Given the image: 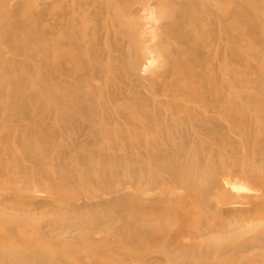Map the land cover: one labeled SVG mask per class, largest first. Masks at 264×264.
Segmentation results:
<instances>
[{
  "label": "bare ground",
  "instance_id": "1",
  "mask_svg": "<svg viewBox=\"0 0 264 264\" xmlns=\"http://www.w3.org/2000/svg\"><path fill=\"white\" fill-rule=\"evenodd\" d=\"M209 1L64 0L52 19L49 15L53 6L49 7V18L45 19L48 7L37 16L33 0H0L1 199L11 191L15 196L13 191L19 190L16 184L29 180L30 188L37 190L64 189L81 202L66 211L73 217L62 216L63 208L60 215L53 211L54 216L51 211L54 217L45 213L49 216L45 227L57 230L63 240L74 239L76 229H89L82 236L88 239L89 233L91 241L94 231L104 224L112 227L119 213L125 223V213L140 221L155 217L166 229L173 216H159V212L173 210L169 204L177 200L174 191L180 188L196 206L215 217L241 210L242 205L233 198L222 200L236 180L248 182L251 189L246 197L250 201L264 197V0H214L217 8ZM139 13L141 19L143 14L148 20L156 16V29L150 20L139 24ZM153 63L159 69L154 75L150 74ZM146 69L152 77L141 76ZM47 121L58 127L46 131ZM81 136L85 138L83 143H79ZM168 137L172 140L166 144ZM164 141L165 148L174 142L179 149L172 154L169 147L170 152H165ZM155 143L159 144L157 150ZM5 155L11 162L7 157L8 163L3 159ZM4 160L6 163H1ZM152 167L158 169L153 173ZM14 168L20 172L13 173ZM31 171L40 175L32 176ZM154 189L159 196L153 200V194L150 201L154 205L150 204L154 207L157 202L158 206L153 210L138 207ZM9 195L6 203L16 206L17 195L15 201ZM1 199L0 206L5 203ZM119 207L125 209L121 212ZM221 207L224 212L219 210ZM99 209L101 215H95ZM120 218L118 223H124ZM235 219L242 227L249 220L242 216ZM197 220L196 229H189L196 240L211 232H205L201 220ZM223 225L226 235L231 229ZM15 227L8 231L16 240L9 237V232H0V264H71L69 256L52 246L42 248L40 241L36 243L37 237L33 242L26 238L22 241L25 233L20 230L21 236L16 230L15 235ZM144 230L139 228L137 237L142 238ZM45 235L44 231L40 238ZM8 237L13 240L10 244ZM90 241L84 249L94 244ZM259 241L257 247L263 248L264 236ZM95 242L94 248L98 246ZM73 245L82 253L77 250L82 245L77 243L76 249ZM83 254L79 260L76 257L78 263L87 259ZM105 254L103 257L108 256ZM102 255H97L99 263ZM105 257L101 261L108 263ZM149 258L158 260L155 256ZM160 261L164 262L163 256ZM259 262L245 260L241 264H264Z\"/></svg>",
  "mask_w": 264,
  "mask_h": 264
},
{
  "label": "rangeland",
  "instance_id": "2",
  "mask_svg": "<svg viewBox=\"0 0 264 264\" xmlns=\"http://www.w3.org/2000/svg\"><path fill=\"white\" fill-rule=\"evenodd\" d=\"M13 1V0H12ZM24 1H27V2H29L30 0H24ZM59 1V2H58ZM64 2V0H33V2H32V4H35V5H37V9H38V11H36V14H37V16H40L42 13H44L43 11V9H45V7H48L47 8V11H45V13L47 12V16H45V19H47V18H49V19H52L51 17L52 16H54L53 15V13L55 12H57L56 11V9H57V7H58V9H59V7H60V5H61V3L60 2ZM209 1V0H208ZM217 1V0H216ZM10 2H11V0H10ZM210 2H213V6H215V8H217V5H216V2L214 1V0H210L209 1V4H210ZM58 3V5H56ZM217 3H218V1H217ZM51 6H53V9H50L51 11H52V15L50 14V10H48L49 9V7H51ZM210 6H211V4H210ZM212 6V7H213ZM36 7V6H35ZM41 9H42V11H41ZM55 10V11H54ZM40 11H41V13H40ZM54 13V14H55ZM51 16H50V15ZM222 14V13H221ZM220 14V15H221ZM48 15H49V17H48ZM144 15V16H143ZM142 15V19H141V17H140V13H139V17H140V19H137V21H139V24L140 23H142V24H146V23H148L149 22V20L151 21V22H149L150 24L151 23H153L154 25H155V23L153 22L154 20H155V18H156V16H151L150 17V19L148 20V18L147 19H145V17H146V14H143ZM154 17V18H153ZM222 17H223V15H222ZM152 18H153V20H152ZM41 19V18H40ZM157 19V18H156ZM144 20H146V21H144ZM156 22V21H155ZM137 23V22H136ZM152 24V25H153ZM158 23H156V25H157ZM154 26L153 28L154 29H156V27L157 26ZM157 31V30H156ZM155 31V32H156ZM158 34H159V32H158ZM156 67H155V66ZM150 66H152V68H151V70H152V72H151V70H150V68H149V70H150V74H156L157 72H158V65L157 64H150ZM149 66V67H150ZM40 64H39V69H40ZM156 69H157V71H156ZM40 71V70H39ZM150 74L147 72V69H146V72H141V76L142 77H149L150 76ZM150 77H152V75L150 76ZM149 77V78H150ZM109 92H111V90H108ZM112 91H113V89H112ZM180 99V98H179ZM137 104V103H136ZM139 104V103H138ZM138 106V105H137ZM47 124V125H46ZM46 124H45V127L47 126V129H46V131L48 130V128H49V130L50 129H53L54 127H55V129L58 127L57 126V124H56V126H54L55 125V123L53 124L52 122H46ZM50 124V125H49ZM49 125V126H48ZM53 126V128H50V127H52ZM60 126V125H59ZM177 128L180 130L181 129V126L180 125H178L177 126ZM54 129V130H55ZM48 130V131H49ZM52 131V130H51ZM179 131L177 130V133H178ZM152 133H154V135H155V132H152ZM151 135V136H150ZM153 134H151V133H149V136L150 137H153L154 138V136H152ZM178 135V134H177ZM147 136H148V134H147ZM149 136H148V138L146 137V139H147V141H149V142H151L152 140L151 139H149ZM169 136H171V134H169ZM156 137V136H155ZM84 137L83 136H81V142H79V143H83L84 142V139H83ZM152 138V139H153ZM79 140H80V136H79V138H78ZM149 139V140H148ZM62 139H59V141H61ZM83 140V141H82ZM168 140V141H167ZM167 140H165L166 141V144L167 143H169V141L171 142V137H168V139ZM63 141V140H62ZM165 141H164V143H163V146H164V149L165 150H167V151H165V152H170L171 150L173 151H171L172 152V154H174V152H176L178 149H179V147H178V145L176 144V145H173V144H175L174 142H173V144H169L168 145V148L170 147L171 149H170V151L168 150V148L166 149L165 148V146H166V144H165ZM155 142V141H154ZM61 143V142H60ZM64 143V142H63ZM62 143V144H63ZM158 143H161V142H158ZM61 144V146L63 147V145ZM156 145H155V148H154V146H153V144H152V146H153V148L155 149V150H157V145L159 146V144H157V143H155ZM161 146H162V144H160ZM50 147V146H49ZM151 146H149V148H150ZM48 148V147H47ZM63 148H65V147H63ZM152 148V147H151ZM152 148V149H153ZM161 148V147H160ZM22 149V148H21ZM52 150L51 148H48V150ZM153 149V150H154ZM20 150V148L18 149V151ZM24 150V149H23ZM23 150H21V151H23ZM47 150V151H48ZM49 150V151H50ZM176 150V151H175ZM126 152H128L127 151V149L125 150ZM164 151V150H163ZM72 152V151H71ZM7 155H5L4 157H3V159L5 158L6 159V161H7V163L10 161L11 162V160H10V156H8L7 158H9L8 160H7ZM2 159V160H3ZM6 161L4 160L3 162L1 161V163H3V164H5L6 163ZM55 163V162H54ZM157 168V167H156ZM155 167L153 168L152 167V169L153 170H151V171H153V173H154V170L156 169ZM181 168V167H180ZM14 169H16V168H14ZM14 169H13V171H14ZM151 169V168H150ZM158 169V168H157ZM156 171H158V170H156ZM155 171V172H156ZM20 172V169L18 168V169H16L15 170V172H13V173H19ZM31 175L32 176H36V175H40V173L39 172H36V171H31ZM236 185H235V187L234 188H232V187H230L231 189H229V191H231V192H228L226 195H224V197H222V200L223 201H225V199L227 200H230V201H232V198L234 199V200H236V202H238L239 204H241L242 206L241 207H239V209H241L240 211H236L235 213H227V214H230L229 216L227 215V214H224V215H221V216H214L212 213L210 214L209 212L207 213V211L205 210V209H200L198 206H196V202L193 200V198H190L189 196H187V193H181V192H185L183 189H178V190H175L174 192L176 193V195L178 196V197H176V201H175V199H173L172 200V202L169 204V207H170V205H171V208L173 209L172 211L171 210H168L167 209V207H165V209H167V211H160L159 212V216H161V214L162 215H164V214H168V215H171V216H173V220H171L172 221V223H171V225L169 224V226L167 225V226H165V228L166 229H162V227H161V225L159 224V222H158V220L155 218V217H152V219L150 220L149 219V216H147V219L146 218H144V220L143 221H140V220H137L136 218L134 219V217H132V216H130L128 213H125L124 211H123V213H125L124 214V216H126V218H127V222L125 223V221L126 220H123L124 218H123V215H121V213H119L120 215H116V214H113L114 216L116 215L117 216V218L116 217H114L115 219H114V221H112V222H114V224H112V222H109V224H112L113 226L111 227V225H105L104 224V226H102L101 228L103 229V230H101V228H99L102 232H100V231H98L99 229H96V231H94V233L95 234H92L93 233V231H91L92 233V236H91V241H90V235H89V233H88V239H87V237L85 238H83V236H82V234L83 235H87V233L86 234H84L87 230L85 229H81L80 230V232H79V230L78 229H76V231L75 232H73V235H75V238L74 239H70V238H68V240L67 239H65V240H63V238L64 237H60L59 236V234H56L57 233V230L56 231H51V229H49L48 227L46 228L45 226H46V223H44V222H46L47 221V218L49 219V216H46L45 215V213L46 214H50L51 215V217H54V216H56V213L58 214V215H60V212L62 211V208H63V214H61L62 216H65V214L67 215V217L69 216V217H71L72 215H69L67 212V210H69L70 211V209H72L73 207H74V203H80L81 201H79L78 202V199H79V197L78 196H71V195H69V194H67V193H65V191H63L64 189H62V190H58V189H56L57 191H55L54 189L53 190H50V189H39L38 188V190H37V188L35 187V188H32L34 191H36L37 190V192H34L31 188H30V180L29 181H26V182H21V183H18V185L16 184V187L18 188L19 187V190L18 191H16V192H14L13 191V193H14V195L15 196H12L11 195V193H12V191L10 192V195L9 194H4V196L2 197V199H1V197H0V199L2 200V202H4L5 201V203H6V200L8 199L9 200V197L7 198V196L9 195L12 199H13V201H15V199H16V195H17V199H19L20 201H18L17 199H16V201L15 202H17V204L19 205H17L16 204V206H14L15 204L13 203V204H11L10 203V206H9V201L6 203V205H5V203H3L0 207L2 208V209H0V213L3 211H5L4 213H2L0 216H3V218H2V220L0 221V232L2 231V232H4V233H6V231H7V233H8V235H9V237H12V239L14 238V236H11V232L10 231H8L9 229H10V227H12L13 226V228H14V225H16V227H15V231H14V229H13V232L12 233H14L15 235H16V230H17V233L18 234H20L21 236H22V234H21V232H20V230L22 231V232H24L25 233V235L23 236V238H22V241H24V242H26L25 240H27V239H31V241H32V239H34V240H36V237L37 238H39L38 240H37V242L36 243H38V241H40L41 243H42V248H43V245H44V249H45V246H46V248H48L47 246H49V249H50V247L52 246V248L53 249H56L55 251H57L58 253H60V254H66L67 256H69V258H71L72 259V262H71V264H84V262H85V264H94V262H95V264H109V259H110V264H152L153 263V261H154V263L153 264H156V262H157V264H241L242 262H244L245 260H252L253 261V263H256L257 261L259 262H262V261H264V246H263V248L261 249L260 247V249L257 247L259 244H260V241H259V238L260 237H263L264 236V220L262 219V218H264V197L263 196H261L262 198H259V199H256V201H250L251 199H247V197H246V195H247V193H249L250 192V189H251V187H249V184H248V182L245 180V181H242V180H240V181H237L236 180V183H235ZM168 186V185H167ZM24 187H26V188H24ZM29 187V188H28ZM165 187V186H164ZM23 188V189H22ZM7 189V188H6ZM9 190L8 191H10V189L11 188H8ZM30 189V192H28V191H26V190H29ZM130 189H136V188H130ZM129 189V190H130ZM23 190H24V192H23ZM155 190V189H154ZM154 190H153V192H151V194L150 195H148L147 197L149 198V200H147L146 198V201L144 202V204H141V205H139L138 207H148L149 206V208H151V210H153V208L154 207H157L158 206V203L156 202V204H155V206L153 207V200H155V197L156 198H158V196H159V192H158V190L156 189L155 191L156 192H154ZM6 191V190H5ZM33 191V192H32ZM180 193H179V192ZM192 191H194V193L196 192V189L195 188H193L192 189ZM132 192V191H131ZM27 193V194H26ZM153 194H154V196H153ZM157 194V195H156ZM6 195V196H5ZM182 195V197L181 198H179L180 196ZM184 195V196H183ZM186 195V196H185ZM19 196V197H18ZM151 196H153V200H151L150 201V197ZM37 197V198H36ZM7 198V199H6ZM36 198V199H35ZM72 198V199H71ZM152 198V197H151ZM5 199V200H4ZM76 199H77V202H76ZM180 199H182L181 201H180ZM33 200V201H32ZM178 200H179V202H178ZM12 200H11V202H13ZM37 201V202H36ZM174 201H175V203H174ZM185 201V202H184ZM191 201V202H190ZM36 202V203H35ZM150 202L153 204H150ZM155 202V201H154ZM254 202H256V204L254 205ZM1 203V202H0ZM188 203V204H187ZM20 204L21 205H24V206H20ZM146 204H149V205H146ZM165 205H168V204H165ZM187 205H189V206H187ZM7 206V207H6ZM12 206H14V208L12 207ZM18 206V207H17ZM129 206V204L127 205V204H124L123 205V207H127V208H129L128 207ZM150 206H152V207H150ZM4 207H6V209H4ZM54 207V208H53ZM61 207V210H59V209H57V208H60ZM122 207V208H123ZM141 207V208H142ZM55 208L57 209V210H55ZM122 208H120L119 207V211H120V209H121V212H122ZM125 208H123V209H125ZM170 208V209H171ZM222 208H223V210H224V207H221V208H219V210H221L222 212H224L223 210H222ZM14 209V210H13ZM16 209H17V211H16ZM102 209V210H101ZM101 209H99V210H96V214L95 215H97V214H99V215H101L100 214V210H101V213L103 212V208H101ZM155 209V208H154ZM163 209V208H162ZM175 209V210H174ZM260 209V210H259ZM2 210V211H1ZM21 211V212H19L18 213V211ZM48 211V213H47V211ZM191 210V211H190ZM200 210V211H199ZM44 211V212H43ZM51 211H52V213L53 214H55L54 216H52L53 214L51 213ZM56 211V213H54V212ZM60 211V212H59ZM67 211V212H66ZM125 211H127V209L125 210ZM169 211V212H168ZM258 211V212H257ZM42 212H43V214H42ZM50 212V213H49ZM118 212V211H117ZM128 212V211H127ZM189 212H191V213H189ZM6 213V214H5ZM15 213L16 214H18L19 215V217L17 216V215H15ZM41 213V215H39ZM62 213V212H61ZM69 213H71V212H69ZM161 213V214H160ZM164 213V214H163ZM184 213H187V216H185V214ZM226 213V212H225ZM25 214H27L26 216H28V218L27 217H24V215ZM29 214H30V216L32 217V214H36V217L34 218V217H32V219H31V217H29ZM37 214H38V216H39V218H38V216H37ZM184 214V215H183ZM194 214V215H193ZM231 214L232 215H234V217L232 216L231 217ZM22 215V216H21ZM77 215V214H76ZM225 215H226V217H225ZM16 216V217H15ZM40 216H42L41 218H40ZM43 216H44V218H43ZM73 216H74V214H73ZM72 216V217H73ZM118 216H120L119 218L121 219V220H123L124 221V223L122 222V224H121V222L120 223H118ZM129 216L131 217V221H130V218H129ZM178 216V217H177ZM228 216V217H227ZM235 216L237 217V216H242L244 219H246L247 220V218H249V220L248 221H246V223L244 224V226L242 227V226H239L240 224H236L237 222H236V219H235ZM208 217V218H207ZM218 217V218H217ZM231 217V218H230ZM245 217H247V218H245ZM17 218V219H16ZM151 218V217H150ZM174 218H175V220H174ZM179 218H180V220H179ZM184 218V219H183ZM188 218V219H187ZM223 218H225V219H223ZM228 218V219H227ZM18 219H20V220H18ZM27 221H26V220ZM186 219V220H185ZM197 219H199V220H201V222H202V224L204 225L203 227V229H204V231L206 232V230H207V232H208V229L211 231H209L210 233L209 234H207V235H205L204 237H200V238H197V240L196 239H194L193 237H191V235H190V230L189 229H196V225H198L197 223H198V220ZM209 219V220H208ZM137 220V221H136ZM157 220V221H156ZM188 220H189V222H188ZM235 220V221H234ZM25 221V222H24ZM29 221V222H28ZM135 221V222H134ZM234 221V222H233ZM22 222V223H21ZM130 222H131V224H130ZM146 222H147V224H146ZM3 223H4V225H3ZM16 223H20L21 225H19V226H17V224ZM24 223V224H23ZM29 223H31V224H29ZM43 223V224H42ZM190 223H192V224H190ZM205 223V224H204ZM218 223V224H217ZM45 224V225H44ZM106 224H108V223H106ZM133 224V225H132ZM141 226H140V225ZM174 224V225H173ZM225 226H224V225ZM124 225V226H123ZM130 225H132V226H130ZM150 225L152 226H154V227H151L150 228ZM159 225V226H158ZM195 225V226H194ZM222 225L224 226V228L225 227H227L228 226V228H229V232H226V235H225V232H224V230H223V227H222ZM227 225V226H226ZM126 226V227H125ZM173 226V227H172ZM113 227H114V229H113ZM143 227V228H142ZM157 227V228H156ZM168 227V228H167ZM191 227V228H190ZM195 227V228H194ZM198 227V226H197ZM207 227V228H206ZM6 228H7V230H6ZM116 228V229H115ZM139 228H140V230L142 229V230H144L145 231V234L143 235V236H141L142 238H140V236L139 237H137V235H138V231H139ZM148 228V229H147ZM152 228H153V230H152ZM252 228V229H251ZM110 229H111V231H110ZM149 229H151V230H149ZM215 229V230H214ZM222 229V230H221ZM249 229V230H248ZM11 230V229H10ZM18 230H19V232H18ZM72 230H74V229H71V231ZM138 230V231H137ZM168 230H169V232H168ZM173 230V231H172ZM12 231V230H11ZM44 231H45V234H47V235H45V236H43V237H41L40 238V236H41V234H43L44 233ZM46 231H48V233L46 232ZM84 231V232H83ZM88 231H89V229H88ZM87 231V232H88ZM98 231V232H97ZM136 231V232H135ZM164 232V234L165 235H163L162 236V234H163V232ZM218 231H220L221 232V234H220V232H218ZM42 232V233H41ZM90 232V231H89ZM110 232H112V234L110 233ZM133 232V233H132ZM138 232V233H137ZM174 232V233H173ZM222 232H223V234H222ZM232 232V233H231ZM7 233H6V235H7ZM29 233V234H28ZM137 233V234H136ZM152 233V234H151ZM154 233V234H153ZM178 233V234H177ZM216 233H217V235H216ZM13 234V235H14ZM111 236H110V235ZM118 236H117V235ZM156 234V235H155ZM174 234V235H173ZM38 235V236H37ZM56 235V236H55ZM77 235V236H76ZM147 235V236H146ZM154 235V236H153ZM158 235H161V236H159L160 238H161V240H160V238L158 237ZM52 236H53V240H52ZM111 238H110V237ZM119 236H120V238H119ZM170 236H171V238H170ZM8 237V240H10L11 238H9ZM16 237V236H15ZM81 237V238H80ZM93 237V238H92ZM100 237V238H99ZM103 237V238H102ZM157 237V238H156ZM24 238H26L25 240H24ZM47 238V239H46ZM131 238H132V240H131ZM134 238V239H133ZM153 238H154V240H153ZM166 238H167V240H166ZM182 238V239H181ZM190 238V239H189ZM233 238V239H232ZM10 240L9 241V244H10V242H13V240ZM84 239V240H83ZM98 239H99V242H98ZM108 239V240H107ZM173 239V240H172ZM14 240H16V238H14ZM21 240V239H20ZM33 240V241H34ZM85 240H88V242L90 241V242H94V244L93 243H91V244H89V246L91 245V247H88L87 249H84V247L85 246H87L86 244H88V242L86 243V241ZM95 240L97 241V243H98V246H95V248H94V245H97L96 244V242H95ZM101 240V241H100ZM111 240H113L112 242H111ZM120 240V241H119ZM131 240V241H130ZM134 240H135V242H134ZM155 240H156V242H155ZM165 240V241H164ZM210 240V241H209ZM30 241V242H31ZM32 241V242H33ZM48 241V242H47ZM70 241V242H69ZM108 241H110V242H108ZM122 241V242H121ZM140 241V242H139ZM199 241V242H198ZM204 241V242H203ZM218 241V242H217ZM29 242V241H28ZM50 242V243H49ZM72 243V245L74 244L75 245V249H76V247H78L77 246V243H78V245H82V247L83 248H81V246H79V248H77V250H81L82 251V253H78L79 251H75L74 249H73V247H72V245H70V244H68V243ZM85 242V243H84ZM174 242V243H173ZM194 242H196V243H194ZM208 242V243H207ZM210 242H211V246H213V247H210ZM217 242V243H216ZM220 242V243H219ZM35 243V245L34 246H36L37 244ZM40 243V244H41ZM65 243V244H64ZM102 243V244H101ZM152 243V244H151ZM199 243H201V245L199 244ZM242 243H244V245L243 246H245V247H243V248H239V247H237V246H239L240 244L242 245ZM12 244V243H11ZM39 244V245H40ZM51 244V245H50ZM53 244V245H52ZM54 244H59L60 246L58 247V246H54ZM124 244V245H123ZM127 244H128V246H127ZM137 244V245H136ZM149 244H151V246L149 245ZM174 244V245H173ZM195 246H194V245ZM214 244V245H213ZM62 245H63V247H62ZM66 245H67V247H66ZM73 245V246H74ZM83 245H85V246H83ZM115 245V246H114ZM117 245V246H116ZM134 245H135V247H134ZM139 245V246H138ZM145 245H146V247H145ZM161 245V246H160ZM166 247H165V246ZM168 245V246H167ZM236 245V246H235ZM138 246V247H137ZM174 246H176V247H174ZM198 246V247H197ZM203 246V247H202ZM249 246V250L247 251V247ZM37 247H40V246H37ZM68 247H69V249H70V253H69V249H68ZM71 247H72V251H71ZM104 247H105V249H104ZM122 247V248H121ZM128 247V248H127ZM141 247V248H140ZM156 249H155V248ZM208 247H209V249H208ZM217 247V248H216ZM229 247H230V251H229ZM232 247H233V250H232ZM253 247V248H252ZM255 247V248H254ZM94 248V249H93ZM101 249L100 251H98L97 249ZM113 248H115L114 250H113ZM132 248V249H131ZM135 248H136V250H135ZM144 248V249H143ZM158 248H159V250H158ZM184 248V249H183ZM188 248V249H187ZM193 248V249H192ZM202 248H204V249H202ZM207 248V249H206ZM227 248V249H226ZM49 249H47V250H49ZM62 249H63V251H62ZM67 249V250H66ZM103 249V250H102ZM124 249V250H123ZM162 249V250H161ZM177 249V250H176ZM182 249V250H181ZM191 249H192V251H191ZM198 249V250H197ZM74 250V251H73ZM85 252H84V251ZM121 250V251H120ZM140 250V251H139ZM141 250H142V252H141ZM197 250V251H196ZM208 252H207V251ZM222 250V251H221ZM226 250H228V252H227V254H226ZM51 252H53V250H50ZM67 251V252H66ZM118 252V255H117V252ZM147 252V254H146V252ZM173 251V252H172ZM197 253H196V252ZM65 252V253H64ZM105 252L107 253V254H105ZM140 252H141V255H140ZM178 252V253H177ZM221 252H222V254H221ZM225 252V253H224ZM244 252H246V253H244ZM83 253H85V257H87V259H82V261H83V263H80V262H82V261H80L79 263H78V261H77V259L79 260V257L81 258V256H82V254ZM105 255H108V256H110V258H108V256H104L105 257V259H103V260H107V262L108 263H104L103 261H101L102 260V258H104L103 257V255L104 254ZM110 255H109V254ZM122 253H123V255H122ZM125 253V254H124ZM134 253V254H133ZM137 253V254H136ZM187 253V254H186ZM238 253H240V254H238ZM244 253V254H243ZM103 254V255H102ZM127 254H128V256H127ZM130 254H131V256H132V258H131V256H130ZM168 254H170V255H168ZM173 254V255H172ZM177 254V255H176ZM198 254V255H197ZM207 254V255H206ZM81 255V256H80ZM84 255V254H83ZM92 255L94 256V257H92ZM97 255H99V256H101L102 255V257L100 258V263L98 262L99 261V256H97ZM112 255L114 256L113 258H114V260H112L113 258H112ZM144 255V256H143ZM148 255V256H147ZM166 255H168V256H166ZM191 257H190V256ZM91 256V257H90ZM140 256L142 257L141 259H139L140 258ZM146 256V257H145ZM150 256H155L156 258H158V260H159V262L160 263H158V260L157 259H155V258H151V260L149 261L148 260V258L150 257ZM162 256L164 257V262L162 261H160V260H162ZM169 256H171V257H169ZM175 256V257H174ZM186 256V257H185ZM207 256V257H206ZM76 257H77V259H76ZM123 259H121V258ZM124 257V258H123ZM129 257H130V260L128 261L127 259H129ZM190 257V258H189ZM204 257V258H203ZM206 257V258H205ZM211 257V258H210ZM82 258H83V256H82ZM97 258V259H96ZM112 258V259H111ZM135 258H136V261H134L135 260ZM144 258H147V259H144ZM159 258H161V259H159ZM192 258V259H191ZM201 258V259H200ZM115 259H116V261H117V263H116V261H115ZM150 259V258H149ZM166 259H167V261H166ZM182 259V260H181ZM186 259H188L190 262H188V260L186 261ZM75 260H76V262H75ZM111 260L112 261H115L114 263H111ZM144 260V262H141V261H143ZM148 260V261H147ZM153 260V261H152ZM155 260H157L156 262H155ZM58 261V260H57ZM186 261V263H183V262H185ZM224 261V262H223ZM56 262V261H55ZM59 262V261H58ZM130 262V263H129ZM150 262H152V263H150ZM178 262V263H177ZM180 262V263H179ZM259 262V263H260Z\"/></svg>",
  "mask_w": 264,
  "mask_h": 264
}]
</instances>
